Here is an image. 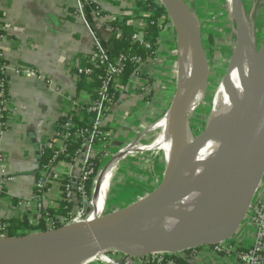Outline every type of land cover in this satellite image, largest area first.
I'll return each mask as SVG.
<instances>
[{
    "label": "water",
    "instance_id": "95a60500",
    "mask_svg": "<svg viewBox=\"0 0 264 264\" xmlns=\"http://www.w3.org/2000/svg\"><path fill=\"white\" fill-rule=\"evenodd\" d=\"M164 1L171 9L162 4L175 29L179 66L180 36L183 26H187L191 30L197 58L195 78L203 74L206 85L209 66L197 17L186 0ZM232 16L238 38L244 34L245 24L249 27L243 0H238V4L235 0ZM253 46L250 65L240 89V111L249 122L243 119L241 142L227 167L195 175L184 171L181 166L195 79L186 95L177 99L172 159L156 188L122 208L85 223L0 237V264H82L105 250L141 258L158 252L177 253L236 243L264 181V44L259 48L256 44ZM210 134L211 128L207 127L195 139L205 141ZM100 174L93 198L102 178ZM110 185L111 181L109 188ZM196 209L210 210L208 224L191 233L165 229L171 217Z\"/></svg>",
    "mask_w": 264,
    "mask_h": 264
},
{
    "label": "crops",
    "instance_id": "0c3cea01",
    "mask_svg": "<svg viewBox=\"0 0 264 264\" xmlns=\"http://www.w3.org/2000/svg\"><path fill=\"white\" fill-rule=\"evenodd\" d=\"M120 1L119 6L104 2L107 14L115 17L123 13L129 17L136 14L133 0ZM73 9L74 0H0V12L7 27L3 54L9 66L10 101L7 129L0 133V152L5 156L9 170L17 176L16 182L0 197V217L9 223L13 219L31 223L18 208L16 199L32 195L42 164V151L57 136L60 119L71 112L70 98L81 105L72 117L85 119V105L94 91L78 89V83L82 80L76 79L75 67L84 62V56L91 51L97 36L107 42L112 33L106 21H95L90 26L76 18L72 14ZM135 22L140 23L138 19ZM162 37L165 38L158 41V49L163 70L170 74L164 78L167 91L172 88L171 69L177 56L174 53L177 48L175 31L167 28L160 34L159 38ZM22 66L37 68L51 84L29 75L15 74L14 69ZM145 102V96L137 90L132 75L128 84L121 86L116 102L105 119L104 128L109 134L105 156L120 144L132 140L142 126L158 116L160 105L147 107ZM54 171V180L45 191V207L55 215L72 213L77 206L76 203L63 205L66 203L63 185L68 181L76 182L80 176L79 164L64 159L55 165ZM153 189L146 192H139V189L123 204L116 202L110 212L132 203ZM195 263L233 264V261L209 255L200 248Z\"/></svg>",
    "mask_w": 264,
    "mask_h": 264
},
{
    "label": "built area",
    "instance_id": "2783aa9c",
    "mask_svg": "<svg viewBox=\"0 0 264 264\" xmlns=\"http://www.w3.org/2000/svg\"><path fill=\"white\" fill-rule=\"evenodd\" d=\"M133 2L138 12L134 14V17H137L132 20V24L138 27L140 31L134 33L131 40L139 42L148 52V56L144 59L140 54L126 55L122 53L117 57H113L105 39L97 36L94 39L91 51L84 56V62L76 65L75 77L77 80L96 84L93 87L95 97L94 94H91L90 100L85 105V107L87 106V112L93 114V117L88 124L77 128L72 115L81 105L75 99H69L71 101V112L63 116L67 118L62 126L64 130L61 134H58L51 157L41 164L32 195L27 198L16 199L18 208L28 216L32 227L36 228L32 232L53 230L69 224L85 223L92 219V215L89 214L86 183L95 172L94 159L100 156L105 162L106 157L110 155L107 153L105 156L108 148L106 139L109 134L104 128V122L116 102L115 92L121 88L120 82L126 72L127 63L139 65L132 75L137 90L145 96L146 102L144 104L147 107L154 104L161 105L167 97L166 92L169 89L166 91L167 82L164 78H167L170 74L163 70L164 64L160 61L159 49L144 40V29L147 27L153 11H143L137 7L135 0ZM166 12L168 14L167 10ZM72 14L90 26L94 25L95 21L104 20L108 24L116 19L122 21L126 17L124 13L119 14L117 17L107 14L103 0H74ZM136 19L140 23L135 22ZM150 23L158 26L161 35L167 28L174 30L169 14L167 17L161 16ZM6 28L5 18L0 12V133L7 129L8 120L5 118H9L10 110L8 96L9 66L3 54V42L7 37ZM110 29L111 32H116L117 37L121 36L122 31L119 28L110 27ZM164 38H159V40L161 41ZM14 73L36 77L45 80L49 85L51 84V81L46 79L45 75L33 66L19 67L14 69ZM72 135L84 139L83 146L78 151L76 158L71 160L72 162H78L80 176L76 182L68 181L64 183L63 193L65 200L69 204L76 203L77 207L76 211L72 213L55 215L51 214L45 207V191L48 184L54 180V167L59 161L63 160L62 156L67 151V144ZM44 154L45 150L42 151V156ZM4 157L0 152V197L17 180L16 174L9 170ZM0 237H11L10 223L4 221L1 217ZM200 248L209 255L217 256L223 260H232L233 264H264V181L239 240L228 246L212 245ZM200 248L177 253L158 252L141 258L128 256L116 250H105L82 264H196L195 259L199 255Z\"/></svg>",
    "mask_w": 264,
    "mask_h": 264
},
{
    "label": "rangeland",
    "instance_id": "374dc122",
    "mask_svg": "<svg viewBox=\"0 0 264 264\" xmlns=\"http://www.w3.org/2000/svg\"><path fill=\"white\" fill-rule=\"evenodd\" d=\"M157 1L160 3L159 0ZM186 1L195 13L200 25L209 66L207 83L196 89L192 112L188 116L191 133L194 138H199L208 127L216 93L234 54L237 35L234 32V18L228 0H198V5H196V0ZM243 8L247 24L259 48L264 44V0H243ZM211 33L213 40L210 42L209 35ZM176 41L177 38H175L177 47ZM174 53L177 56L171 69V84L174 90L171 105L175 100L179 77L177 48ZM160 114L161 111L157 109L158 116L155 119L142 126L132 140L120 144L117 149L111 151L109 157H106L102 171L117 160L122 153L127 152L133 143H136L130 153L118 165L111 181L103 214L109 213L116 202L123 204L126 200H130L139 189V192H146L150 188H156L162 182L166 165L172 159V137L157 138L159 131L164 127L162 120L165 115L159 117ZM130 144L132 145L130 146ZM93 204L92 200L89 208L90 215Z\"/></svg>",
    "mask_w": 264,
    "mask_h": 264
},
{
    "label": "bare ground",
    "instance_id": "6f19581e",
    "mask_svg": "<svg viewBox=\"0 0 264 264\" xmlns=\"http://www.w3.org/2000/svg\"><path fill=\"white\" fill-rule=\"evenodd\" d=\"M159 1L171 11L164 0ZM236 1L238 4V0ZM228 2L230 4L231 14L233 15L235 0H228ZM244 31V34L237 38V46L234 54L216 93L213 112L208 124V128H211L209 139L205 141L195 139L191 133L190 126H188L187 137L183 147L184 159L181 166L184 171H188L190 174L205 175L216 169L227 167L229 161L236 155L239 143L241 142L243 119L249 122L248 118L244 117L240 111V89L253 55V45L256 42L246 24ZM192 39L189 27L183 26L180 36L181 60L178 71L179 82L177 83L176 96L169 111L162 120L164 127L159 131V134L157 133V138L173 137L177 99L186 95L192 82L196 79L188 115L192 112L196 89L199 86L205 85L203 74H199L195 78L197 58ZM135 144H130L132 146L128 151L122 153L117 160L113 161L100 174L102 178L99 182L96 197L93 198L92 218L103 214L106 207L105 200L109 192V182L112 181L118 165L130 153ZM210 217L209 209L181 212L170 218V223L165 229L168 232L183 230L184 233H191L208 224L209 219H211Z\"/></svg>",
    "mask_w": 264,
    "mask_h": 264
},
{
    "label": "trees",
    "instance_id": "16d2710c",
    "mask_svg": "<svg viewBox=\"0 0 264 264\" xmlns=\"http://www.w3.org/2000/svg\"><path fill=\"white\" fill-rule=\"evenodd\" d=\"M104 2L108 3V4H112V5H117L119 6L121 3L120 0H103ZM136 5L139 9L143 10V11H153V15L152 17L149 19V23L147 25V27L144 29V40L146 42H149L153 45V47L158 48L159 46V36H160V30L158 28V26L156 25H152L150 22L151 21H156L158 18H160L161 16H168L166 9L164 6H162L157 0H135ZM138 12V10H136V13ZM137 17V16H136ZM136 17L134 16H126L124 17V19L122 21H119L118 19L109 22L108 24L110 25V27L113 28H119L122 33L120 37H117L116 32L113 31L111 33L110 38L108 39V41L106 42L110 48L111 54L113 57H117L120 54H126V55H133V54H140L141 56H143L144 59H146V57L148 56V52L140 45L139 42H133L131 40V36L136 33L139 32V28L136 27L135 25L132 24V20L135 19ZM176 35V33H175ZM209 40L210 42L213 40V35L211 33V35H209ZM203 45L206 51V47H205V41H203ZM139 65L133 64L128 62L127 63V69L125 74L122 76L121 78V82L120 85L124 86L126 84H128L132 74L135 72V70L138 68ZM96 86V84L93 83H88L84 80H82L80 83H78V89L79 90H87V89H93V87ZM174 90L171 88L168 90V94L167 97L164 101V105H160V111L161 114L159 117H163V115H165V113L168 111L171 102H172V94H173ZM94 94V92H93ZM92 94V95H93ZM116 96L118 97L119 94V90L117 92H115ZM95 97V94L93 95ZM84 112L86 113L87 111L84 109ZM93 114L88 113L85 115V119L81 120L79 117L77 116H73V122L76 125L77 128L88 124L89 121L92 119ZM6 120H8V118H5ZM86 120H88L86 122ZM67 121V118L62 117L59 121L57 130H58V134H61L63 132V128L62 126L64 125V123ZM75 131V130H72ZM58 134L57 136L54 137L53 140H51V143L46 147L45 149V154L43 155L42 158V164L45 163L46 161H48V159L51 157V154H53V149H54V143L56 142V140L58 139ZM84 143V139H82V137L77 136V135H72L71 139L68 141V148L67 151L63 154L62 159H66V160H73L74 158H76L78 151L81 149V147L83 146ZM98 144V143H97ZM94 174L91 176V178L89 179V181L86 183V192H87V199H88V208H90V204L92 203L93 200V195H94V190H95V186H96V182L98 179V176L102 171V169L105 166V162L102 160V157L97 156L94 161ZM66 203H64L63 205L68 206L70 205L66 200ZM62 205V206H63ZM63 206V208H64ZM62 210V208H61ZM68 209H66L67 211ZM68 214V213H66ZM36 228L32 227L28 221L24 220H20V219H13L10 222V236H21V235H26L28 233H31L32 231H34Z\"/></svg>",
    "mask_w": 264,
    "mask_h": 264
}]
</instances>
